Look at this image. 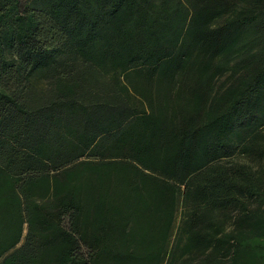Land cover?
I'll use <instances>...</instances> for the list:
<instances>
[{
  "label": "trees",
  "instance_id": "trees-1",
  "mask_svg": "<svg viewBox=\"0 0 264 264\" xmlns=\"http://www.w3.org/2000/svg\"><path fill=\"white\" fill-rule=\"evenodd\" d=\"M187 1L0 0V264H264V0ZM110 62L168 93L87 97ZM47 67L75 117L28 106Z\"/></svg>",
  "mask_w": 264,
  "mask_h": 264
},
{
  "label": "rangeland",
  "instance_id": "rangeland-1",
  "mask_svg": "<svg viewBox=\"0 0 264 264\" xmlns=\"http://www.w3.org/2000/svg\"><path fill=\"white\" fill-rule=\"evenodd\" d=\"M181 1H183L191 10L193 9V5L189 4L187 0H181ZM243 1L244 0H236V1L233 0L234 4H239V5H242ZM156 3H157L156 5L158 6L160 5V1H156ZM226 17L227 15L224 14V16H222L221 18L219 19L216 18L215 20H212L211 23H209V26L213 28L218 27V25H221L225 21ZM21 58H24V53H21ZM80 64L78 65L79 67L77 70L78 71L77 74H79L83 78V83L85 84L84 92L86 93L87 97H91L92 94L95 95L99 93L98 94L99 97H103V96L110 97L113 103L114 101L123 102L126 100H128L127 102L132 103L133 100L130 101L128 99L130 96L133 98H137V100H139V96L136 94L135 89L132 87L133 85L132 83H136V85H139V88H141L140 82L144 83L146 81H148V83L150 81L151 82L153 81V82L161 84L160 85L161 87H158L155 91L156 98H159V96L163 97L164 93L166 92L168 93L169 91V89L167 90L166 86L168 85L167 83H168V79L171 73L169 72L170 70L169 68H167V66L160 67L157 70L149 71V72H148V67H138V68L133 69L132 72H135L136 70L140 73L134 74L135 76L134 75L130 76L129 70L124 71L122 68L117 67L115 63L113 65L112 62L108 63L107 66L96 67L93 69V71L92 70L88 71V69H86L84 66ZM58 73L59 72L57 71L56 68L53 69V68L47 67V68L38 69L32 74L31 79L40 88H43L44 91H42V93H38L36 95V98L34 97V100H33V95L35 91L32 94L29 93L28 94L29 96L26 98L28 101L27 102L28 106L30 105L31 108H33V104H35V106L44 104L47 106H51L50 109L52 110L56 109L62 112L63 114L66 113L67 115H70L73 118L75 117L76 114H79V109L81 105L84 108V105H83L84 101H82L83 98L77 99L75 101H69V100H66L63 95L60 96L62 98H55V94H56L55 92L56 90H58L60 82H61V76ZM117 75L120 76L121 78L122 87L111 85V81H113V79H115V76ZM188 75H191V74H188ZM173 76H174V81H175L174 85H176L175 87H179L181 86V84L184 85V79H187L188 81H192L190 78H187L188 77L187 75L182 76L181 73L180 74L174 73ZM226 76H223L221 80H225ZM178 82H181V84ZM156 83H154L155 87H156ZM106 90H109V92H107ZM54 102H59V103L54 104ZM136 105L135 107L138 108V106ZM72 122H73L72 131H76L79 127L83 128L82 121H80V124L77 123V120H73ZM115 160H120V158L115 159ZM256 163H253V165ZM109 169H110V172L105 176L103 182H110L111 184H114V165H111ZM144 171L153 176H158V173H154L150 170H144ZM163 181L170 183V184H175L174 181L172 180L163 179ZM176 185L179 186L178 184ZM184 189H185L184 185L179 187L180 192H179V195L177 194V197H179L178 200L180 202L182 200ZM28 229H29L28 221L24 220L23 225H22L23 231H22L21 241L17 244L15 248L10 249V251H8L9 253L13 252L16 248H19L20 246L24 244V239L28 233ZM8 252L5 253L1 257L0 261L7 256ZM88 252H89V249H88ZM91 252L97 255V253H95L96 250H92V251L90 250V253ZM104 259L105 257L104 255H102L100 260H104Z\"/></svg>",
  "mask_w": 264,
  "mask_h": 264
},
{
  "label": "crops",
  "instance_id": "crops-1",
  "mask_svg": "<svg viewBox=\"0 0 264 264\" xmlns=\"http://www.w3.org/2000/svg\"><path fill=\"white\" fill-rule=\"evenodd\" d=\"M111 85L114 86V79H113V81H111Z\"/></svg>",
  "mask_w": 264,
  "mask_h": 264
}]
</instances>
